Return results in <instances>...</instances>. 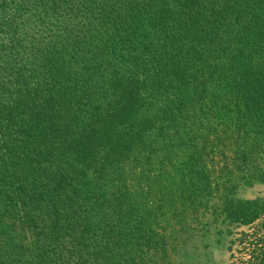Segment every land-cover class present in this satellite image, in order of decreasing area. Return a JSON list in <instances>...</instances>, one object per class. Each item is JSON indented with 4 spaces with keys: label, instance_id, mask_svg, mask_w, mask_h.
<instances>
[{
    "label": "trees",
    "instance_id": "16d2710c",
    "mask_svg": "<svg viewBox=\"0 0 264 264\" xmlns=\"http://www.w3.org/2000/svg\"><path fill=\"white\" fill-rule=\"evenodd\" d=\"M261 154L264 0H0V264H264Z\"/></svg>",
    "mask_w": 264,
    "mask_h": 264
},
{
    "label": "rangeland",
    "instance_id": "374dc122",
    "mask_svg": "<svg viewBox=\"0 0 264 264\" xmlns=\"http://www.w3.org/2000/svg\"><path fill=\"white\" fill-rule=\"evenodd\" d=\"M258 162L259 166L255 167V171L257 172V180L255 182H228L227 179H224V177L220 175V179L215 183L221 186H237L235 189H233L232 196L238 200L253 199L256 197L264 199V154H261V158H259ZM253 170L254 168L250 169V171ZM208 218H210V216L205 217V219ZM210 227L211 225L208 226L209 229ZM241 229L242 228L237 229L236 232ZM218 237L215 232H212L209 236L208 242L209 244H212L213 247H207V245L205 247L204 243L206 244V242L202 240L195 242L197 243V246L194 250L192 249L191 245H195V243H190V246L183 254L178 250L171 252L167 251L165 254L170 258L168 262H171L172 264H226L228 262L229 255L226 246L228 245L227 239L230 236H227L224 240L222 239L221 245L214 247V243L216 242L215 240Z\"/></svg>",
    "mask_w": 264,
    "mask_h": 264
}]
</instances>
